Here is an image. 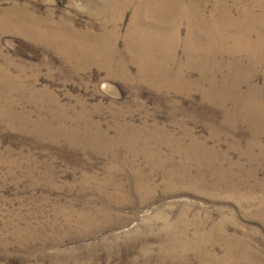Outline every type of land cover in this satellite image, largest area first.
<instances>
[{
    "label": "rangeland",
    "instance_id": "obj_1",
    "mask_svg": "<svg viewBox=\"0 0 264 264\" xmlns=\"http://www.w3.org/2000/svg\"><path fill=\"white\" fill-rule=\"evenodd\" d=\"M127 1L0 0V264H264L262 67L234 80L263 121L157 87ZM154 52L146 63L176 71Z\"/></svg>",
    "mask_w": 264,
    "mask_h": 264
},
{
    "label": "bare ground",
    "instance_id": "obj_2",
    "mask_svg": "<svg viewBox=\"0 0 264 264\" xmlns=\"http://www.w3.org/2000/svg\"><path fill=\"white\" fill-rule=\"evenodd\" d=\"M219 1L224 3V5L217 6L212 4L211 6H208L204 0H138L131 21V32L128 37L132 39L134 37L133 34L137 36L138 40H140V42L138 41L137 43L139 48L144 51V55L150 60L154 58L155 52L154 54H150L148 52L155 51V48L156 50L161 48V50L166 54L165 57L167 64L170 62L173 65V68L176 70L171 72L169 67L164 66L155 60L146 63V58L144 59L145 56L143 57L140 54V58L137 61H139V64L143 65L144 68L139 73H141L142 76H147L150 71H157V74L154 75V81H152L157 87L164 85L171 90H177L181 92H184V87L200 90V93L204 98L217 103L221 107L230 101L234 107L241 109L249 116H253L252 118L255 120L263 121L262 117L260 116V114H262V112H260L261 108L257 104V101L255 105V101L252 99L255 97L254 93L251 94V87L249 89V93L245 97L244 103L241 106H238V102L241 99L239 96L241 84H239V82L235 81L234 79L245 78V82L250 83V77H248V74L252 73V70H254L256 66L262 67L264 72V0H253L252 2L250 0ZM107 3L108 6L123 9H126V6L129 5V1L127 0H107ZM229 4L231 6H227ZM206 9H209L210 13L208 18L204 16V14L207 13ZM182 21L187 25L186 36L182 41V45L187 53V59L185 63L177 62V59H175L173 55L174 48L180 44V41L177 37V22L182 23ZM35 27L37 26L35 25ZM205 34H210V36L207 37L205 42L200 43L201 41L199 38ZM54 35L56 36V34ZM73 35L76 36V34ZM68 36L69 35H67V38ZM80 38H82V36L77 35V39ZM83 40L81 42H83ZM70 41H68V43ZM93 43L96 42L93 41ZM103 47L105 46L100 44L99 49L103 50ZM89 49L90 48L88 47L87 50ZM240 53L244 55V61L237 58L236 55ZM220 55L222 58L224 56H228L230 59L221 60L218 64L219 70H225L226 72L224 76L222 75L221 81H219L217 78L218 71L215 67L217 63L216 56L219 57ZM95 58H97V56ZM244 62L245 64H243ZM228 64H232V68H230V65L228 66ZM141 65L139 66L141 67ZM161 65L166 67L167 71L162 72L161 69H163V67ZM251 65L255 67H252ZM111 70L112 69H110V71ZM194 72H197V79L194 81L189 80L190 78L188 79L187 75ZM144 79L145 78H143V80ZM229 79H233V81L231 80L230 82L234 83L230 85ZM152 82L150 83L152 84ZM204 85L206 86V90H202V86ZM145 185L146 184L137 185L136 190H144L146 188ZM136 190L134 191L135 193ZM121 191L123 190H120V192Z\"/></svg>",
    "mask_w": 264,
    "mask_h": 264
}]
</instances>
